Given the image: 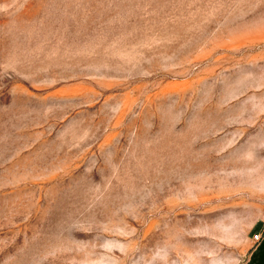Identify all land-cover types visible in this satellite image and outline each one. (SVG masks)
<instances>
[{"label": "rangeland", "instance_id": "1", "mask_svg": "<svg viewBox=\"0 0 264 264\" xmlns=\"http://www.w3.org/2000/svg\"><path fill=\"white\" fill-rule=\"evenodd\" d=\"M264 232V0H0V264H242Z\"/></svg>", "mask_w": 264, "mask_h": 264}, {"label": "crops", "instance_id": "2", "mask_svg": "<svg viewBox=\"0 0 264 264\" xmlns=\"http://www.w3.org/2000/svg\"><path fill=\"white\" fill-rule=\"evenodd\" d=\"M249 250L244 256L242 264H264V232L262 234V242L258 245L253 240V235L248 236Z\"/></svg>", "mask_w": 264, "mask_h": 264}, {"label": "built area", "instance_id": "3", "mask_svg": "<svg viewBox=\"0 0 264 264\" xmlns=\"http://www.w3.org/2000/svg\"><path fill=\"white\" fill-rule=\"evenodd\" d=\"M253 240L255 242L256 245H258L259 243L262 242V235L261 234H256L253 236Z\"/></svg>", "mask_w": 264, "mask_h": 264}]
</instances>
